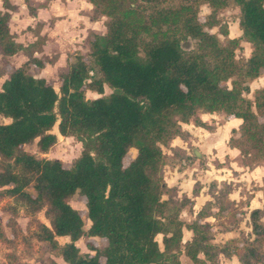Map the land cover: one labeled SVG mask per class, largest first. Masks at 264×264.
<instances>
[{
    "label": "trees",
    "instance_id": "16d2710c",
    "mask_svg": "<svg viewBox=\"0 0 264 264\" xmlns=\"http://www.w3.org/2000/svg\"><path fill=\"white\" fill-rule=\"evenodd\" d=\"M85 1L95 16L109 19L106 32L92 36L90 61L74 55L59 93L44 78L27 73L30 64L44 65L28 54L1 84L0 117L9 122L0 123V194L30 214L45 209L49 228L39 225L36 239L55 248L66 264H181V254L193 264H217L218 255L228 251L211 242L209 225L198 221L202 211L185 225L193 235L182 244L179 213L188 201L162 200L170 190L161 173L166 162L161 146L180 137L182 125L198 110L224 112L241 120L228 146L239 151L248 169L264 164V90L250 101L248 87L237 80L230 89L221 86L232 77L246 83L264 70V0H230L240 8L239 29L253 45L251 56L240 61L233 54L236 40L222 45L197 24L196 3L155 6L145 14L138 0ZM2 4L10 8L7 0ZM8 21L9 14L0 13L3 58L28 47L13 41ZM181 34L196 40L193 50L181 45ZM105 85L114 91L109 96L85 98L86 91L102 95ZM56 123L60 136L82 143L69 168L22 150L37 140L38 151L46 154L57 142L51 132ZM194 124L206 127L199 119ZM130 149L136 150L135 157L124 166ZM75 193L85 200L87 230L67 203ZM261 215L259 209L249 213L254 238L245 244L241 264L260 263L253 244L264 238ZM84 236L102 238L106 245L98 249L88 243L94 254L80 255L75 242ZM58 237L69 241L58 244Z\"/></svg>",
    "mask_w": 264,
    "mask_h": 264
},
{
    "label": "rangeland",
    "instance_id": "374dc122",
    "mask_svg": "<svg viewBox=\"0 0 264 264\" xmlns=\"http://www.w3.org/2000/svg\"><path fill=\"white\" fill-rule=\"evenodd\" d=\"M185 1L152 0L148 2L138 0L136 6L139 11L147 14L152 7H167L172 4L178 6ZM189 1L196 3L194 5L196 22L204 31L215 35L222 45H226L227 39H234L238 42V46L233 51L236 61L248 59L251 56L253 45L239 29L240 8L234 2L230 0H210L205 3H198L195 0H188L187 3ZM2 2L3 0H0V13L9 11L14 14L9 23L13 35L17 36L15 33L22 31L23 43L26 47L28 46L24 54H28L30 57L32 52L37 50L40 62L44 63L41 68L36 64H30L27 73L35 78H44L56 93H59L61 78L67 72L68 65L74 60L75 54L83 56L86 61L91 60L89 57V42L94 34H105L106 25L109 21L105 16H95L92 6H85L81 0H7L9 9H6V5L4 7ZM12 2L17 4L16 8L10 4ZM19 6L21 7L20 11L18 10ZM37 7L47 8V12L42 13L39 20L35 21L32 20L31 15L34 14ZM181 37L182 34L179 37L181 39L180 43L186 50L191 51L195 48L196 40ZM19 53H17V56L20 55ZM12 64L0 60V75H2L0 82L14 70L18 60L13 59ZM90 75H92V72H90ZM242 79V77L237 79L232 77L221 83V86L230 89L231 82L237 80V83H240L242 87L245 85L248 87L245 97L253 101L256 91L264 90V70L261 71L258 77L246 80V83H243ZM113 92L105 85L102 95L86 91L85 98L107 97ZM200 115L206 116L203 117L204 122L200 120L206 127H199L194 124V120L200 119ZM230 117L232 116H228L224 112L205 113L198 110L196 116L187 125L191 129H193L192 126L199 127V133H213L214 130H219ZM260 121L263 122L262 119ZM8 122L9 119L0 117V123ZM51 132L58 138L56 144L46 154H41L38 151L37 140L23 145L22 150L37 159L60 161L63 167L69 168L80 155L82 143L76 137L60 136L57 132V123ZM236 135L233 133L223 135L221 133L219 136L221 147L217 149L218 151L215 150L213 155L209 153L207 157V154H205L203 159L192 153V149L198 150L199 148L188 140L185 132L180 137H176L183 142H188L184 152L176 148V152H174L173 148L169 149V144L161 146L162 153L166 156V162L161 171L162 176L164 177V167H168L169 159H172L177 169L180 170L179 172L184 169L187 171L185 178L194 180L191 185L193 194H198L203 189V196H206V199L209 200L201 210L204 215L201 221L205 218L207 221L205 224L209 225V231L212 235L211 242L217 247L227 248L228 251L227 256L218 255L217 264H241L240 259H242L245 253L244 249L247 246L245 244L254 238L250 225V211L248 210L252 207L253 202L263 212L260 221L264 224V197L261 196V192L264 191V164L248 169L244 166L240 154L235 157L225 154L226 150L224 149L229 147L228 140ZM196 138L200 139L201 136L196 134ZM168 150L172 151V158H168ZM223 152L225 153L223 154ZM135 154L136 150L130 149L123 159V165L127 166L135 157ZM244 173L245 175H243ZM28 191L32 192L31 189H28ZM168 195L170 196L171 192H168ZM232 195L235 198H232ZM170 200L177 204L187 201L185 198H178V200L170 198ZM67 203L79 213L84 223V230H87L90 227V222L87 219L84 198L75 193L67 200ZM191 204L186 202L181 210L186 206L184 209L188 211ZM180 213L179 215H181ZM184 218V216L181 217V219ZM39 225H45L49 228L44 208L30 214L11 198L0 194V264H50L51 262L66 264L55 248H52L47 242L36 239L35 233ZM156 240L159 244L160 236H157ZM56 241L62 245L69 240L68 238L58 237ZM88 243H92L98 249H103L106 240L97 237H81L75 242L80 255L94 254L88 249ZM253 245L256 247L257 253L260 255L258 257L261 260L260 263L252 264H264V238L260 244L254 242ZM250 259L251 262H255L254 257ZM183 260L185 261V259Z\"/></svg>",
    "mask_w": 264,
    "mask_h": 264
},
{
    "label": "crops",
    "instance_id": "0c3cea01",
    "mask_svg": "<svg viewBox=\"0 0 264 264\" xmlns=\"http://www.w3.org/2000/svg\"><path fill=\"white\" fill-rule=\"evenodd\" d=\"M81 2L83 4H85V6L90 7L89 4L85 1V0H81ZM12 6H17V4L15 3H10ZM16 8V7H15ZM18 10H21V7H18ZM9 14V21H8V29H9V33L12 36V39L15 43L22 45L23 47H26L24 45V41H23V36H22V31L20 30L16 35H13L12 31L10 30V21L13 19L14 14L12 12L6 11ZM47 12V8H41V7H37L36 10L34 11V14L31 15L32 20H39L40 16L42 15V13ZM20 55L17 56V54L13 55V56H8L3 58L0 54V60L2 61H6L8 62V64H12L13 63V59H17L18 60V64L15 65L16 67L14 69H17L18 67H20L26 60H28V56H26V54L20 52ZM32 58L39 60V55L37 50L32 52L31 55ZM13 65V64H12ZM7 77H5L4 79H6ZM0 82V87L1 84L3 82V80ZM202 122H204L205 120L203 119V117L206 116H199ZM241 124V120L235 117H230L228 118V120H226L221 128L218 130H214L215 132L211 133V132H205V134L203 133H199V127H195L192 126L193 129H191V127L186 124L183 125L182 130L183 132H185L187 138L189 141H192L194 144H196V146H198V150L196 149H192V153H194L193 150H196V154H198L197 157H199L200 159L204 158V155L207 154H215V150L219 149V147H221L220 143H219V136L221 133H223V135L225 134H230L233 131H237L239 125ZM196 134H199V136H201L200 139L196 138ZM57 137V136H56ZM202 137H204V139H202ZM58 138V137H57ZM187 141L183 142L179 139H173L170 143H169V149L173 148V151L176 152L175 148L183 151L185 150V146H187ZM224 150H226L225 152H223V154H230L231 156L235 157V156H239V151L235 148H230L228 147L227 149L225 148ZM218 151V150H217ZM187 152V151H186ZM217 153V152H216ZM195 155V153H194ZM167 156L168 158L172 156V151L168 150L167 152ZM196 156V155H195ZM219 156V155H218ZM172 158V157H171ZM169 166H165L164 170H163V182L165 184V186L167 187V189L170 190L171 195L169 196L168 194H165L162 196V200H168V199H174V200H178V198H185L188 203H192L191 207L188 211H186V209H182L181 211V215H179V220L184 224L183 228H182V244H185L186 242H189L192 238V232L190 230H188L185 225H189L191 224L193 221H195L197 219V215L198 213L202 210L203 205L206 202H209V200L206 199V196H203V189L200 190V192H198V194H193V190L191 189V185L193 184V181L191 178L187 179L185 178V173L187 171L182 170V172H179L180 170L177 169V166L173 163L172 159H169ZM185 171V172H184ZM245 175V173L243 174ZM247 175V173H246ZM198 180V179H197ZM175 188V189H174ZM177 189V190H176ZM234 195H232V198ZM261 196L263 198V193L261 192ZM231 198V197H230ZM254 204V205H253ZM249 208V207H248ZM258 205H256L254 202L252 203V207H250L248 210H254V209H258ZM260 210V209H259ZM192 211V212H191ZM185 217L184 219H181V217ZM202 217L198 220L200 223L205 224L207 221L204 218L203 221ZM160 236V243L159 246H161L160 248H162L161 245V239L162 236L161 235H157ZM156 236V237H157ZM61 238V237H60ZM67 238V237H64ZM201 259L203 258L201 255L199 256ZM185 259V261L183 260ZM180 263L181 264H193L187 257H185L183 254L180 255L179 257ZM189 262V263H188Z\"/></svg>",
    "mask_w": 264,
    "mask_h": 264
},
{
    "label": "water",
    "instance_id": "95a60500",
    "mask_svg": "<svg viewBox=\"0 0 264 264\" xmlns=\"http://www.w3.org/2000/svg\"><path fill=\"white\" fill-rule=\"evenodd\" d=\"M193 151H194L195 155H197V156H198V154H196V153H198V152H196V150H193Z\"/></svg>",
    "mask_w": 264,
    "mask_h": 264
}]
</instances>
